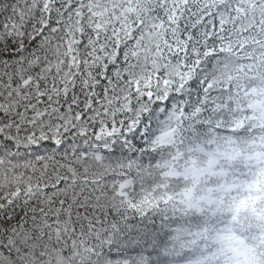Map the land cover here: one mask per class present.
Returning a JSON list of instances; mask_svg holds the SVG:
<instances>
[{"label": "snow or ice", "instance_id": "snow-or-ice-1", "mask_svg": "<svg viewBox=\"0 0 264 264\" xmlns=\"http://www.w3.org/2000/svg\"><path fill=\"white\" fill-rule=\"evenodd\" d=\"M256 79L264 0H0V264H211L141 193Z\"/></svg>", "mask_w": 264, "mask_h": 264}, {"label": "trees", "instance_id": "trees-1", "mask_svg": "<svg viewBox=\"0 0 264 264\" xmlns=\"http://www.w3.org/2000/svg\"><path fill=\"white\" fill-rule=\"evenodd\" d=\"M245 89H247L245 91ZM233 99L226 123H215L205 128L190 126L182 131L173 129L172 135L156 147L164 154L160 167L152 173L153 185L141 193L149 209L159 205L170 213V224L174 227L169 236L168 251L172 259L194 252L197 257H211V264H229L226 257L214 254V234L223 224L212 208H205L202 202L186 195L192 180V173L206 157L221 145L239 150V163L227 161L230 171L237 178L250 173L243 151L249 144L264 143V82L242 85L241 94ZM187 133V134H186ZM227 160V158H225ZM244 238L251 244L256 257L251 264H264V232L246 229Z\"/></svg>", "mask_w": 264, "mask_h": 264}, {"label": "clouds", "instance_id": "clouds-1", "mask_svg": "<svg viewBox=\"0 0 264 264\" xmlns=\"http://www.w3.org/2000/svg\"><path fill=\"white\" fill-rule=\"evenodd\" d=\"M243 151L249 174L240 179L233 175L227 161L239 163V150L221 145L218 152L200 158L186 193L223 219L213 237L214 254L226 257L229 264H251L256 257L243 232L248 228L264 232V143L249 144Z\"/></svg>", "mask_w": 264, "mask_h": 264}]
</instances>
